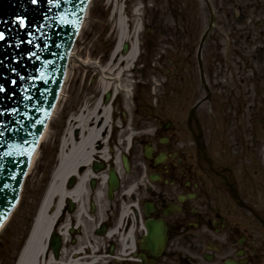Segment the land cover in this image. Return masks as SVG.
Wrapping results in <instances>:
<instances>
[{
	"label": "rangeland",
	"instance_id": "1",
	"mask_svg": "<svg viewBox=\"0 0 264 264\" xmlns=\"http://www.w3.org/2000/svg\"><path fill=\"white\" fill-rule=\"evenodd\" d=\"M250 2L227 0V5L222 1L221 9L213 8L215 28L200 51L204 86L200 83L196 51L210 16L202 0H94L91 3L75 47L79 62L72 60L68 68L64 95L50 123L49 138L43 141L24 183L19 208L0 235V264L15 263L45 187L59 164V143L68 119L91 106L93 99L101 103L105 96L99 87L104 73L117 78L121 90L127 91L114 104L115 115L127 120L126 128L131 124L138 130L148 120L155 125L171 119L176 128L175 137L181 144L190 141V136L183 135L186 114L209 91L211 101L202 104L197 113L200 124L206 128V141L223 140L230 144L227 149H233L231 159L246 148V163L251 172L249 185L258 189L257 194L264 191V0L260 1L259 9ZM136 27L140 31L139 66L134 70L130 67L120 76L110 75L103 68L111 62L110 53L117 48L120 31H127L131 43ZM87 62H99L103 73L95 66H84ZM115 86L112 89L117 94ZM235 144L239 147L234 148ZM253 173L260 178L253 179ZM255 192L252 199L247 192L249 203L258 199L256 204L260 206L263 196L256 198ZM72 250L68 244L62 256L64 260L70 258Z\"/></svg>",
	"mask_w": 264,
	"mask_h": 264
},
{
	"label": "flooded vegetation",
	"instance_id": "2",
	"mask_svg": "<svg viewBox=\"0 0 264 264\" xmlns=\"http://www.w3.org/2000/svg\"><path fill=\"white\" fill-rule=\"evenodd\" d=\"M161 123L133 141L129 179L110 200L106 192L101 220L91 207L90 223L73 219V262L91 263L75 252L88 231L101 241L102 264H264V219L249 207L246 148L234 162L230 144L207 142L203 128L189 124L192 141L181 144L174 123Z\"/></svg>",
	"mask_w": 264,
	"mask_h": 264
},
{
	"label": "water",
	"instance_id": "3",
	"mask_svg": "<svg viewBox=\"0 0 264 264\" xmlns=\"http://www.w3.org/2000/svg\"><path fill=\"white\" fill-rule=\"evenodd\" d=\"M83 3L0 0V222L15 202L27 154L56 97L62 55Z\"/></svg>",
	"mask_w": 264,
	"mask_h": 264
},
{
	"label": "bare ground",
	"instance_id": "4",
	"mask_svg": "<svg viewBox=\"0 0 264 264\" xmlns=\"http://www.w3.org/2000/svg\"><path fill=\"white\" fill-rule=\"evenodd\" d=\"M137 25L139 24L137 23ZM138 34H140V31L139 28L136 27L132 34L133 37L130 52L121 57L119 54L120 45L128 42L129 38H127L126 30L123 29V31H120L118 35V44L116 45L117 49L113 53L110 64L104 68L105 71L108 70L111 72L110 75L118 74L120 76L124 72L129 71L131 69L130 67H132L131 65H134L137 57H139L138 49H140V45H138ZM112 66H115L114 70H110V67ZM103 76H106V73H104ZM111 77L112 76H109L108 74L100 80V93L101 90L104 92V90L107 91L110 88L112 89L114 85H119V81L116 80L117 78L113 80ZM105 78L107 79L106 81ZM116 88L118 90V87ZM63 95L64 93L62 92V94L59 95V99L62 100ZM59 99L57 100L60 101ZM98 100L93 99L91 101V106L86 104L87 106L82 110V112L78 111L77 114H73L74 118L72 117L71 119H68L65 126V134L59 143V151H61L59 167L53 175L50 187L44 197L30 237L22 250L21 255H19L20 258L18 260V264H73V257L62 261L61 259L60 261H54L52 258H48L49 252H47V237L49 235L48 233L54 229L55 224L64 218L63 214L66 212L64 208L65 203H76L78 205V210L76 211L75 216L80 218L86 216V206L88 203L92 202L93 197L95 198L94 202L96 204L100 205V202L102 201L103 189L105 188V177L104 175H99V179V177L94 176L93 172L89 169L92 161L94 160H98L97 162H101L103 164L108 163L109 155L107 153V149L109 147L105 143L106 137H99L100 133L107 132V127L111 124L112 132L119 134V131L115 126H113L114 120L109 118V109L106 108L107 106L104 109V105L99 103ZM56 110L55 106L51 116V121L55 118L57 113ZM100 116L103 117L100 118ZM74 130H78L80 132L78 137L73 135L72 132ZM48 138L49 126L46 127V130L38 141L39 145H41V143L46 141ZM130 138L132 139V137ZM131 139L129 141H131ZM99 147L101 150L97 152V148ZM38 151H36L32 156L30 168L34 165L33 162H35L38 158ZM108 151L112 154L111 149H108ZM117 158L118 157L115 155L114 165L116 167L120 164ZM81 167L86 168L82 173L78 171ZM114 169L117 172V168ZM73 177L77 178V185L74 189L67 190L66 181ZM90 180H100L101 185L96 186V188L91 191L88 188ZM17 209L9 214L10 216L8 217V220L1 225L0 235L9 224ZM97 211H99L98 216L101 218L103 212L102 207L99 206V210ZM67 228V225L61 227L60 233H62L61 235L63 238L69 237L68 234L64 233Z\"/></svg>",
	"mask_w": 264,
	"mask_h": 264
},
{
	"label": "snow or ice",
	"instance_id": "5",
	"mask_svg": "<svg viewBox=\"0 0 264 264\" xmlns=\"http://www.w3.org/2000/svg\"><path fill=\"white\" fill-rule=\"evenodd\" d=\"M33 3H36V0H32ZM21 25L24 24V20L23 19H19L18 21ZM4 39V36H3V33H0V40H3ZM0 91H3L2 88H0Z\"/></svg>",
	"mask_w": 264,
	"mask_h": 264
}]
</instances>
